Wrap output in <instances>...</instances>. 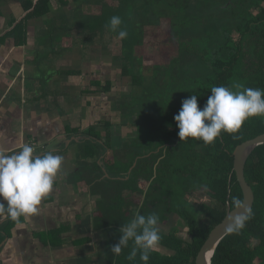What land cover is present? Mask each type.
<instances>
[{"label":"trees","instance_id":"1","mask_svg":"<svg viewBox=\"0 0 264 264\" xmlns=\"http://www.w3.org/2000/svg\"><path fill=\"white\" fill-rule=\"evenodd\" d=\"M87 1L73 0L81 8L80 14L58 16V27L65 28L61 33L72 35L77 31L74 28L80 27L81 37L74 43L87 46L97 39L95 53L99 56L90 59L103 65L115 58L122 64V75L132 80L124 85L117 79L119 71L111 70L112 78H95L87 83L86 89L99 93V99H104L100 97L103 90L114 93L119 89L121 96L111 106L107 99L99 105L108 109L96 125L104 131L94 132L89 126L83 132L86 138L80 141L83 147L78 158L83 168L93 174V187L98 185L110 195L111 208L121 205L119 200L125 198L129 205L122 206L127 211L122 217L124 223L137 210L159 216L162 240L158 249L150 253L147 264H196L211 230L225 218L229 208L239 206L236 199L243 202L233 152L240 143L264 133V116L249 117L236 132L222 131L207 145L193 138L182 141L174 117L182 100L192 95H197L202 109L214 86L236 90L239 84L264 89V0H119L115 5L97 0L98 9ZM52 2L20 0L23 9L18 18L6 7L17 2L0 0V19L10 16L13 23L6 35L20 36L16 39L19 46L34 48L28 20L50 14ZM113 15L121 17L126 38L120 39L118 33L106 27ZM150 28L153 30L148 31ZM107 33L111 36L108 42L104 40ZM157 36L166 43L170 56L146 64L141 47L147 39ZM109 43L116 49L109 51ZM48 50H53L51 45ZM48 53H41L39 65ZM123 59L125 63H121ZM91 62L86 61L89 65ZM111 108L119 111L118 121L107 119L113 115ZM122 125L135 126V133L116 131ZM245 176L255 193L251 216L243 229L231 231L219 243L212 264H264V144L250 155ZM135 193L141 200L130 196ZM191 194L201 201L199 209L191 204ZM112 228L120 239L119 228ZM131 247L130 242L116 256L117 264H144L139 253L134 260L128 259Z\"/></svg>","mask_w":264,"mask_h":264},{"label":"crops","instance_id":"2","mask_svg":"<svg viewBox=\"0 0 264 264\" xmlns=\"http://www.w3.org/2000/svg\"><path fill=\"white\" fill-rule=\"evenodd\" d=\"M15 1L17 3L6 7L18 17L23 4ZM11 19L10 16L0 19V151L10 155L18 151L22 143H27L34 147L35 154L51 151L62 155L64 162L53 191L42 200L37 214L21 217L19 224L0 218V264H117L111 247L119 238L107 230L120 229L124 219L109 222L110 215H105L107 209L101 204L112 206L110 195L103 193L98 185L93 187L94 176L82 168L77 145L89 126L103 120V114L95 109L108 99H99V93L87 90V83L94 80L98 75L95 73L101 69L108 70L103 76L105 79L112 78L111 70L121 72V64L115 58L104 63L107 65L91 60V56H99L95 48L86 50V57L83 56L84 45L67 46L64 33L59 34L63 39L52 42L51 29L46 26L44 16L29 20L34 48L19 46L16 39L20 36L6 35L13 24ZM52 26L58 27L57 22ZM55 33L59 31L56 29ZM42 43L47 44L46 47L51 45L53 50H48L46 61L37 65L34 58L46 54ZM47 74L49 78L45 79ZM87 92L92 96L85 97ZM121 130L122 127L116 128V131ZM0 202L6 204V201ZM115 205L117 214H127L122 205Z\"/></svg>","mask_w":264,"mask_h":264},{"label":"clouds","instance_id":"3","mask_svg":"<svg viewBox=\"0 0 264 264\" xmlns=\"http://www.w3.org/2000/svg\"><path fill=\"white\" fill-rule=\"evenodd\" d=\"M121 17L113 15L106 25L120 39L127 37L126 29L121 27ZM214 86L211 95L201 109L197 95L182 100V107L174 119L179 128L178 136L182 141L188 138L212 144L221 132L234 133L249 117L264 116V89L235 85ZM242 89V90H241ZM64 162V157L51 151L35 154L33 146L22 143L18 151L6 154L0 151V218L11 219L17 224L21 217L39 212L42 200L52 191ZM240 205L239 199L235 200ZM241 214L233 219L229 231L239 232L250 218ZM6 213V215H4ZM121 237L111 247L114 255L121 254L131 242L129 260L139 258L147 264L150 253L156 251L162 240L159 216L147 215L137 210L132 219L119 229Z\"/></svg>","mask_w":264,"mask_h":264},{"label":"rangeland","instance_id":"4","mask_svg":"<svg viewBox=\"0 0 264 264\" xmlns=\"http://www.w3.org/2000/svg\"><path fill=\"white\" fill-rule=\"evenodd\" d=\"M33 1H37V0H33ZM53 2H52V4H53V11H51L50 13H51V16H53L52 18H56V20H53L52 18H51V16L49 17L48 15H45L44 17H45V21L44 22H46V26H48L51 30H50V36L53 38V41L52 42H55V41H57L58 39H63V37H60L59 36V34H61V32L63 31V30H65V28H63V27H53L52 25H55V22L57 21V20H59V19H57L58 18V16H65V17H69V16H74V15H77V14H80L81 13V8H79L78 6H75V4H74V2H73V0H70L69 1V3L68 4H64L63 3V0H52ZM104 1H107L108 3H113V2H115V4H117L118 3V1L119 0H104ZM100 2H103V0H100ZM100 2H97V0H88L87 1V3H89L90 5H94L95 7H96V9H98L99 8V4H100ZM84 4H86V3H84ZM60 21V20H59ZM37 22H39V20H37ZM69 26L70 25H72L71 24V22L68 24ZM43 29V28H42ZM41 29V30H42ZM58 30L59 31V33L58 34H56L55 33V30ZM74 29H77V31H75L72 35H68L67 36V39H66V41H65V44L67 45V46H69V45H71V44H73L74 43V39H78L79 37H81V34H82V32H79V31H81L80 29V27H75ZM40 30V31H41ZM62 30V31H61ZM146 30H148V29H146ZM153 30V28H150L148 31H152ZM86 31V30H85ZM84 31V32H85ZM67 32V31H66ZM66 32H63L64 34H66ZM158 33V32H157ZM164 34H167V33H164ZM74 35V36H73ZM89 36H92V34H89ZM109 34L107 33V38H104V40H107L108 38H109ZM168 36V35H167ZM99 37L101 38V35H99ZM110 38H111V36H110ZM109 38V39H110ZM162 40L161 39V37H159V36H157L156 38H153V39H151V38H149V39H147V42H146V45H143L142 47H141V51H142V53L144 54V61H145V63L147 64V63H149V64H151L152 62H156V60L157 59H161V57L162 56H170V53H171V51L168 49V47H164L165 46V42L162 40V43H159L158 42V40ZM48 40V39H47ZM80 40L81 41H83L84 39L83 38H80ZM98 40L97 39H94L89 45H87V46H84V47H82L81 48V50L83 49H85V54H83V56H85L86 57V50L87 51H89V50H91V48H92V46H94V47H99V44H98V42H97ZM112 41H114V42H117L118 41V39L117 40H113L112 39ZM106 42H108V40L106 41ZM87 43V42H86ZM62 44V43H61ZM74 45H76V46H81V45H77V44H74ZM108 47H109V49H116L115 47H116V45H115V47L113 46V43H109V45H107ZM112 46L114 47V48H112ZM41 47L43 48V49H45L46 48V52L48 51V47H46V44L45 43H42L41 44ZM61 48V47H60ZM159 54H161V55H159ZM153 57H154V59H153ZM40 58V57H39ZM39 58H37L36 59V64L37 65H39L38 64V59ZM125 60H126V57H123ZM122 60V62L121 63H125V60ZM167 59H168V57H167ZM44 61H46L45 60V58H44ZM117 61V60H116ZM122 65V64H121ZM58 69V68H57ZM108 72V70L107 69H101L98 73H95V74H98L95 78H100V77H103V76H105V74ZM50 73H53V71H52V69L50 70ZM100 74V75H99ZM117 77H118V79L119 80H121V82H123L124 83V85H128V83H130L131 82V80H132V78L130 77V76H123L122 75V73L119 71V74L117 75ZM47 78H49V75L47 74L46 75V77H45V79H47ZM125 80V81H124ZM97 82H99V80H97ZM105 84L107 85L108 84V82L107 81H105ZM118 91L117 92H114L113 94L111 93V92H109V93H107L106 91H102V93H101V95H100V97L101 98H108L107 100L108 101H110V105L111 104H113L114 103V101L116 100V99H119L118 97H120L121 95H120V93H121V91L119 90V89H117ZM107 94H109L108 96H106ZM86 96V95H85ZM90 96H92V93H90ZM110 97V98H109ZM89 101V100H88ZM86 102V106H88L87 105V101H85ZM112 102V103H111ZM91 102L89 101L88 102V104H90ZM100 108H102V106L100 107ZM112 109V112H113V115H111V118H114L115 116H116V120L118 121L119 120V111H117V110H115V109H113V108H111ZM97 112H100L101 114L104 112V111H108V109L107 108H102V109H99V108H96L95 109ZM130 120V119H129ZM99 121V120H98ZM123 126V127H122ZM121 127H122V130L121 131H124V132H131V133H135V126H129V127H126L127 125H122ZM90 128H92V130L94 131V132H96L97 130H100V131H102L98 126H96V125H93L92 127H90ZM90 128H88L87 129V131L90 129ZM121 129V128H120ZM119 129V130H120ZM126 134V133H125ZM121 135V134H120ZM122 136V135H121ZM80 149H81V147H83L82 145L80 146V143L77 145ZM80 149H78V151L80 152ZM79 163V162H78ZM88 177V176H87ZM89 186H91V184L89 185ZM134 194V193H133ZM136 194L137 193H135V195H130V196H135L134 198H136V200L137 201H139V200H141V198H140V196L138 195V196H136ZM192 195V197L191 196H188V198L190 199V202H191V204L196 208V209H199L200 208V204H201V201H197L195 198L196 197H193L194 196V194H191ZM201 195H204L203 193H201ZM111 196L112 197H114V193H112L111 194ZM142 197V196H141ZM125 198H122L121 200H119V202H122V206H124V207H126L127 205H129L128 203H126L125 201L126 200H124ZM98 206V205H97ZM101 206L102 207H105L107 210H106V212H105V215H110V220H109V222L110 223H113V222H116L117 220H119V219H121L122 217H123V214H122V212H119L118 214H117V210L116 209H114V208H110V204H101ZM128 207H130V206H128ZM120 222H122V221H120ZM122 223H124V222H122ZM184 223V222H183ZM179 225L180 226H184L185 225V223H184V225L181 223V222H179ZM177 226V225H176ZM185 227V226H184ZM185 229H188V228H186L185 227ZM108 232H110V233H115L116 232V229L115 228H111V229H108L107 230Z\"/></svg>","mask_w":264,"mask_h":264},{"label":"water","instance_id":"5","mask_svg":"<svg viewBox=\"0 0 264 264\" xmlns=\"http://www.w3.org/2000/svg\"><path fill=\"white\" fill-rule=\"evenodd\" d=\"M81 137L83 139V136ZM80 139L81 138H79V141ZM76 140L78 141V139ZM261 144H264V133L250 138L235 147L233 152L234 170L243 190L244 199L236 208H229L225 218L211 230L208 238L197 255L196 264H212V258L219 243L231 232L229 231V226L232 224L233 219L241 214L247 215V210L249 209L252 211L255 201V193L246 179L245 165L250 155ZM104 169L105 171L107 170L105 166ZM107 175L109 174L107 173Z\"/></svg>","mask_w":264,"mask_h":264},{"label":"flooded vegetation","instance_id":"6","mask_svg":"<svg viewBox=\"0 0 264 264\" xmlns=\"http://www.w3.org/2000/svg\"><path fill=\"white\" fill-rule=\"evenodd\" d=\"M17 1H19V0H17ZM23 1H25V0H23ZM70 1V0H69ZM109 4H114L115 5V2H111V3H109ZM10 25V24H9ZM28 30H30V27H29V20H28ZM10 27L12 28V26L10 25ZM68 36V35H67ZM67 39V38H66ZM75 43H73V44H71V45H74ZM95 47L94 46H92V48H91V50H93ZM115 50V49H114ZM84 137V136H83ZM86 138V137H85ZM85 138H83V139H81L80 141H83ZM83 168V167H82ZM83 170V169H82ZM107 176H109V175H107ZM81 178H84V176H81Z\"/></svg>","mask_w":264,"mask_h":264}]
</instances>
